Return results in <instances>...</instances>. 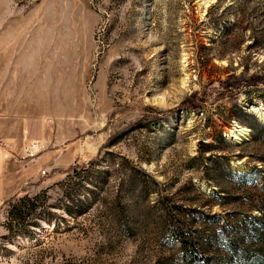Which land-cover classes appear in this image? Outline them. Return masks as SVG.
<instances>
[{"label": "rangeland", "instance_id": "1", "mask_svg": "<svg viewBox=\"0 0 264 264\" xmlns=\"http://www.w3.org/2000/svg\"><path fill=\"white\" fill-rule=\"evenodd\" d=\"M263 114L264 0H0V264H261Z\"/></svg>", "mask_w": 264, "mask_h": 264}, {"label": "crops", "instance_id": "2", "mask_svg": "<svg viewBox=\"0 0 264 264\" xmlns=\"http://www.w3.org/2000/svg\"><path fill=\"white\" fill-rule=\"evenodd\" d=\"M15 153L13 145L6 143L5 149L0 141V202L17 194L24 182L31 181V174L37 175V164H35L26 169L27 177H25L24 172L18 170L20 161L18 163L16 156H14Z\"/></svg>", "mask_w": 264, "mask_h": 264}, {"label": "built area", "instance_id": "3", "mask_svg": "<svg viewBox=\"0 0 264 264\" xmlns=\"http://www.w3.org/2000/svg\"><path fill=\"white\" fill-rule=\"evenodd\" d=\"M39 148H40V143L38 141H32L29 146H26L24 148V152L26 153V156L31 158L32 160L36 157V154L39 151ZM32 161H35V159ZM46 174H47V170L41 171V175L44 176Z\"/></svg>", "mask_w": 264, "mask_h": 264}, {"label": "bare ground", "instance_id": "4", "mask_svg": "<svg viewBox=\"0 0 264 264\" xmlns=\"http://www.w3.org/2000/svg\"><path fill=\"white\" fill-rule=\"evenodd\" d=\"M262 119H264V114L262 115ZM236 132L234 133V135L236 136V137H238L239 135H244V132L246 131L245 129H243V128H241V129H239V130H235ZM232 134H233V132H232Z\"/></svg>", "mask_w": 264, "mask_h": 264}, {"label": "trees", "instance_id": "5", "mask_svg": "<svg viewBox=\"0 0 264 264\" xmlns=\"http://www.w3.org/2000/svg\"><path fill=\"white\" fill-rule=\"evenodd\" d=\"M261 127L264 128V125H262ZM207 147H209V146H207ZM244 177L245 176L242 175V176L239 177V179H243ZM261 264H264V261Z\"/></svg>", "mask_w": 264, "mask_h": 264}]
</instances>
